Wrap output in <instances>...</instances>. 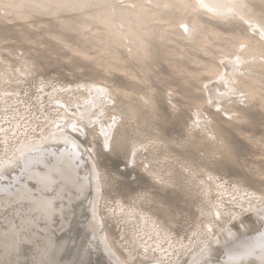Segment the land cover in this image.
Masks as SVG:
<instances>
[{"label":"rangeland","instance_id":"obj_1","mask_svg":"<svg viewBox=\"0 0 264 264\" xmlns=\"http://www.w3.org/2000/svg\"><path fill=\"white\" fill-rule=\"evenodd\" d=\"M245 1L264 26V0ZM104 6L0 2V167L41 153L32 169L44 171L65 147L76 169L60 166V179L53 166L52 189L23 159L4 170L0 264H220L241 219L264 212V45L242 19L199 11L181 23L179 10L155 19L148 7L138 51L97 19ZM225 62L236 79L207 101Z\"/></svg>","mask_w":264,"mask_h":264},{"label":"bare ground","instance_id":"obj_2","mask_svg":"<svg viewBox=\"0 0 264 264\" xmlns=\"http://www.w3.org/2000/svg\"><path fill=\"white\" fill-rule=\"evenodd\" d=\"M86 1L89 2L90 0H0V2H2V3L3 2L4 3L15 2V3H18L20 5H31V6L43 7V8H47V9L51 8L50 5L51 6L71 5L72 7H80L83 4H85ZM94 2L106 5V6L102 7L101 10L97 11V15H96L97 19H99V21H101L107 27H110L111 30L116 32L117 37L119 39H121L125 44H127L128 48L134 47L138 51H141V50L144 51L146 48V46H145L146 40H143V34L145 32H144V28H143L144 22H143L142 18L145 15H148L151 13V11H149L148 7L151 8L155 19H161L163 16L168 17L171 15V13H173V11L179 10L180 13L182 14V22L181 23H184L186 21V17L196 18L197 15L202 14L201 12L199 13V11H202V12L204 11L203 13H207L208 15L209 14H211V15L218 14L220 16V18H227L228 16H230L229 18L233 17L235 20L242 19L245 21V23H248L250 25L249 29L247 26V30L251 31V32L249 31V33H252V35L256 38V41L259 44H261L262 46L264 45V26L261 23L251 19L250 15H249V5L247 4V2L245 0H94ZM145 2L147 3L146 5H144ZM127 4H129V5H127ZM200 9H202V10H200ZM204 15H206V14H204ZM117 21L122 27H124L123 31L119 30V28L116 27L115 24L117 23ZM220 25H219V27H220ZM233 26L234 25H232V27ZM232 27H230V28L232 29ZM244 49H245L244 46H240L238 50L243 51ZM235 57L237 58V62L241 65V67L245 68L246 66H245L244 62L242 61V59H240L237 56H235ZM232 63H233V61L232 62L230 61L229 64L233 65ZM258 63H260L259 58L253 54L252 58L249 60V64L247 65V67H251L252 65H257ZM224 64H225V66H224ZM224 64L221 65V69H220V71H222L223 74H221L219 76H218V74H215V76H214L215 78L211 79L212 81L210 80V82L205 86V98L207 101H209L212 98H214V99L217 98V95L215 93H213L214 89L217 86L214 83H217V81H230L232 83L236 79L234 76L229 75V71L226 69L227 63L225 62ZM224 69H225V72H224ZM211 71L213 72L214 68H212ZM247 73H250V70ZM235 87H237V86H235ZM231 94L232 93H230V95ZM220 95L224 96V95H227V93H223ZM228 106H235L234 102L229 103ZM235 107H237V106H235ZM231 110L232 109H230L229 112H231ZM225 112H227V110ZM111 118H113V117H111ZM213 127L217 133L216 136H218V138H216L217 143H222L223 145H225V143H227V141L224 139V135H223V132L221 131V128L216 127L214 124H213ZM58 139H60V138L57 137L56 141L60 142V140H58ZM42 148L43 147L38 145V146H33L32 148H29L28 150H32V151L42 150ZM46 149H48V148H46ZM224 151L231 152V149L226 148V150H225V148H224ZM51 152L53 153V150H51ZM54 153H56V151ZM66 153L67 152H66V149L64 147L63 152L57 153V155L54 158V161L50 162V164L46 165L45 166L46 169L44 171H39V170L33 171L32 167L34 165L40 164V166H43V164L46 162L44 159V156H43L44 154L41 155V153H40V155H38V156L26 158L25 156L27 153L24 152L19 157L15 158L13 160L12 159L8 160L7 163H3V165L0 167V175L2 177H6L7 174L4 172V170H8V171L11 170V168L16 165V163L19 161V159H21V160L23 159L22 165H23L24 169L30 172L31 176L36 181H38L40 183V186L42 188L47 187L48 189H52V185H54L53 184L54 174H52L51 169L53 168V166L58 167L60 174H58L57 177L60 179H63V176H62L63 172H67V170L60 169V166L65 167V168L70 167V168H73V170H76L74 168L75 162L73 161V158H70L69 156L67 157ZM81 154H82L83 160H86V158L84 157V153L81 152ZM228 154L233 155L232 153H228ZM76 157H77V155L75 154V158ZM87 163L88 162L86 161L85 164H87ZM87 169H89L88 165H87ZM97 172L95 169H91V168L89 169V172H88L89 173V179H90V182L92 184V188L94 189V190L92 189L93 194L91 196V206H90V208H91L90 214L92 216L91 223L94 224L93 229H95V227H96L95 221L98 219V205H97V203H98V198H99V191H98V176L99 175L97 174ZM36 187H38V186H36ZM80 188H82L81 185H80ZM6 189H7L6 185L0 184V191L6 190ZM71 196L72 195H70V197ZM36 199L39 201L43 199L44 202L48 203V199H46L42 196L36 197ZM87 203H88V201H87ZM67 208H68V206H67ZM68 209H70V208H68ZM235 221H237V220H235ZM241 222L243 223V225L241 227L242 228L241 233L236 236V239L232 238L230 240L225 241L226 243H225V249H224V256H223L220 264H264V212L262 214L258 213V216H255V217L249 216V217L243 218V219H241ZM251 222H255V223L257 222L256 223L257 226H256V229L253 231V234L247 235V230L255 227V225H252ZM231 233H229L230 236H231ZM100 242L103 244L104 248L107 247V246H105V243L103 242L102 238H100ZM69 253H71V252H69ZM69 253H67V254L69 255ZM104 254L105 253H103V255ZM125 263H127V262L125 261ZM125 263H123L121 260H118V264H125ZM140 264H143V263H140Z\"/></svg>","mask_w":264,"mask_h":264}]
</instances>
